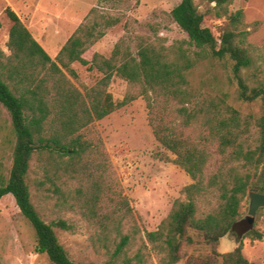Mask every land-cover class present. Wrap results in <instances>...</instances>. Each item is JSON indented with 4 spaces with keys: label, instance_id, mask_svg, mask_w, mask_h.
Wrapping results in <instances>:
<instances>
[{
    "label": "trees",
    "instance_id": "obj_1",
    "mask_svg": "<svg viewBox=\"0 0 264 264\" xmlns=\"http://www.w3.org/2000/svg\"><path fill=\"white\" fill-rule=\"evenodd\" d=\"M208 1L215 16L228 21L219 39L203 25L204 15L194 0H181L171 15L187 34L188 41L166 47L160 38L153 42L140 38L135 54L129 47L124 48L123 42H118L110 57L95 53L91 60L84 55L104 37L105 32L100 28L114 25L97 15L94 8L55 60L15 11L6 8L5 13L12 22L8 42L11 55L6 56L0 50V104L10 115L15 145L8 178L3 176L0 166V199L8 195L14 198L34 230L36 253L46 255L52 264H79L70 259L54 231V228L63 231L73 228L64 220L45 222L33 204L28 184L32 157L48 152L56 157L52 164L53 177L61 173L77 178L81 162L91 151L79 132L140 97L146 102L156 141L175 156L174 160L167 156L164 160L180 167L193 181L183 189L187 200L176 201L159 228L145 236L159 255L160 264H179L184 258L185 246L215 247L226 236L234 234L241 223L242 203L251 175L241 174L238 168L230 166L233 162H241L243 168H253L254 175L261 176L264 190V172L260 173L264 170V88L249 87L243 78V72L253 65L248 43L252 30L244 23L243 11L229 13L233 0ZM207 59L229 61L238 100L261 103L262 110L255 121L259 134L255 150L244 149L240 141L243 119L227 104L226 98H199L192 87L190 72ZM74 63L90 71L96 69L103 78L82 94L65 75L66 71L77 77L71 68ZM113 77L127 82V93L120 102H114L107 92ZM198 129L194 140L191 133ZM209 145L216 146L222 161L217 172L207 178L205 170L211 160ZM229 148H233L231 154L227 152ZM46 171L49 180L50 171ZM92 189L85 194L78 189L72 209L92 220L100 241L110 244L113 234L118 238L113 244V258H123V264H145L147 246L142 238L135 254L129 256L139 230L135 225L132 234H124V221L131 216L127 203L123 201L116 210L102 214L99 184L95 183ZM55 190L61 192L58 186ZM212 198L217 200L216 206L200 213L199 205L208 204ZM241 237L233 252L220 255L212 250L207 255L189 257L185 264H256L243 255L242 240H261L263 233L251 229ZM104 245L109 248L108 244Z\"/></svg>",
    "mask_w": 264,
    "mask_h": 264
},
{
    "label": "rangeland",
    "instance_id": "obj_2",
    "mask_svg": "<svg viewBox=\"0 0 264 264\" xmlns=\"http://www.w3.org/2000/svg\"><path fill=\"white\" fill-rule=\"evenodd\" d=\"M180 1L0 0V50L6 56L11 55L8 42L12 22L5 13L7 7L15 11L53 60L78 27L86 21L93 8L97 15L114 22V25L108 28L102 25L100 30L105 32L104 37L84 55L89 60L95 53L110 57L118 42H123V47H129L135 54L140 38L152 42L160 38L164 45L169 47L176 42L188 41L187 34L175 23L171 15ZM194 3L204 15L203 25L219 39L228 24L227 19L217 18L211 11L208 0H194ZM239 10L243 11L244 23L252 30L248 43L251 46L253 65L243 72V78L249 87L264 88V0H233L229 13ZM71 68L77 77L73 78L66 71L65 75L82 94L103 78L102 73L96 69L90 71L79 63L72 64ZM189 80L198 97L226 98L227 104L237 110L243 119L240 141L244 149L255 150L259 143L255 121L262 106L259 101L243 103L238 100L231 63L211 59L201 61L190 72ZM127 90V82L113 77L107 92L112 95L114 102H120ZM198 134L199 129L191 133V138L196 140ZM79 135L91 146V151L81 162L77 178L61 173L59 177H53L52 164L56 157L48 152H39L32 157L28 184L32 202L40 216L47 223L64 220L72 226V231L59 228H54V231L73 262L123 264V258L112 256L113 244L118 242V238L113 234L110 236V244L104 240L100 241L99 235L96 234L97 226L71 206L78 189L85 194L98 183L100 213L109 214L123 201L131 210V216L124 221V234H132L135 225L139 233L129 256L135 254L142 238L147 246V249H144L145 264H160L159 255L147 243L145 236L159 228L169 216L176 201L187 200L183 189L193 181L180 167L164 160L166 156L174 160L175 156L156 141L149 125L145 100L140 97L117 109L104 119L95 121L81 130ZM14 145L10 115L0 104V166L5 178L9 177ZM208 150L211 160L205 170L207 178L217 172L222 161L215 145H209ZM232 151L233 148H229L227 152L231 154ZM230 166L238 168L241 174L251 175L247 195L242 203L241 223L234 234L226 236L218 246H185L184 258L179 264H185L191 256L207 255L212 250H216L220 255L233 252L243 233L251 229L263 233V238L253 241L243 239V255L250 262L264 264V208L258 209L254 218H251L249 197L252 192L264 195L261 176H255L253 168H243L241 162H233ZM46 170L50 171L49 180ZM263 172L262 168L260 173ZM55 186H58L61 192H57ZM216 201L212 198L208 204L199 205V212L209 211L216 206ZM105 243L109 245L108 249L105 248ZM35 248L34 230L21 214L14 198L8 195L0 199V264H52L46 255L36 253Z\"/></svg>",
    "mask_w": 264,
    "mask_h": 264
},
{
    "label": "water",
    "instance_id": "obj_3",
    "mask_svg": "<svg viewBox=\"0 0 264 264\" xmlns=\"http://www.w3.org/2000/svg\"><path fill=\"white\" fill-rule=\"evenodd\" d=\"M249 197L251 200L250 216L251 218H254L258 209L264 208V195L252 192Z\"/></svg>",
    "mask_w": 264,
    "mask_h": 264
},
{
    "label": "crops",
    "instance_id": "obj_4",
    "mask_svg": "<svg viewBox=\"0 0 264 264\" xmlns=\"http://www.w3.org/2000/svg\"><path fill=\"white\" fill-rule=\"evenodd\" d=\"M47 52V51H46ZM48 53V52H47ZM49 56L51 57V55L49 54ZM56 56H57V54H56ZM52 58V57H51Z\"/></svg>",
    "mask_w": 264,
    "mask_h": 264
}]
</instances>
